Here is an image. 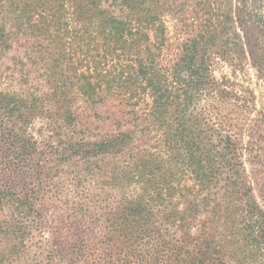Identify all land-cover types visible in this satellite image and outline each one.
<instances>
[{
  "label": "trees",
  "instance_id": "16d2710c",
  "mask_svg": "<svg viewBox=\"0 0 264 264\" xmlns=\"http://www.w3.org/2000/svg\"><path fill=\"white\" fill-rule=\"evenodd\" d=\"M4 59L0 264H264V0H0Z\"/></svg>",
  "mask_w": 264,
  "mask_h": 264
},
{
  "label": "rangeland",
  "instance_id": "374dc122",
  "mask_svg": "<svg viewBox=\"0 0 264 264\" xmlns=\"http://www.w3.org/2000/svg\"><path fill=\"white\" fill-rule=\"evenodd\" d=\"M9 64V62L7 61V60H3V61H1L0 62V72L1 71H3L4 70V68L7 66ZM226 71H227V69L226 70H222V69H219V68H216L215 70H214V76L215 77H217V78H219L221 75H223V73H226ZM250 77H251V81H252V83L254 82V79H253V75H250ZM236 84H238V85H246V83H244V81L241 79V78H238L236 81ZM247 167V166H246ZM248 169H249V167H248Z\"/></svg>",
  "mask_w": 264,
  "mask_h": 264
}]
</instances>
